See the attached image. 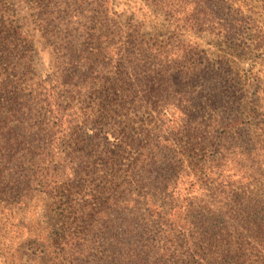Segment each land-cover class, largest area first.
I'll list each match as a JSON object with an SVG mask.
<instances>
[{
  "label": "rangeland",
  "instance_id": "374dc122",
  "mask_svg": "<svg viewBox=\"0 0 264 264\" xmlns=\"http://www.w3.org/2000/svg\"><path fill=\"white\" fill-rule=\"evenodd\" d=\"M239 120L264 140V0H0V264H170L254 188Z\"/></svg>",
  "mask_w": 264,
  "mask_h": 264
},
{
  "label": "trees",
  "instance_id": "16d2710c",
  "mask_svg": "<svg viewBox=\"0 0 264 264\" xmlns=\"http://www.w3.org/2000/svg\"><path fill=\"white\" fill-rule=\"evenodd\" d=\"M131 64L130 60L121 59L117 66L119 70H126ZM237 123L246 125L240 120ZM240 128L247 134L253 133L237 143L235 149L240 150L238 156L252 160V175L249 179L254 188L242 192L233 206H223V211L216 212L211 207L201 211L200 208L190 207L191 220L176 218L172 224L174 230L186 238L185 251H180L181 245L178 244L180 249L177 248L175 253L170 254L168 263L184 264L185 258L188 257L194 261L193 264H264V140L260 139L262 134L257 133L251 126ZM152 140L141 146L140 157H143V162L155 165L161 163L157 157L158 152H161V141ZM208 174H212V170ZM209 192H212V189H209ZM149 194L148 191L144 192L145 197ZM209 196L212 198L213 194ZM158 212L156 214L159 217L161 211ZM141 234L137 237L129 235L128 249L135 251L138 248ZM141 242H145V239L141 238ZM146 243V247L150 249L149 241ZM166 253L169 255V251L165 250ZM139 255L134 253L137 261L141 262ZM128 261L134 262L131 259ZM159 262L160 258L156 264Z\"/></svg>",
  "mask_w": 264,
  "mask_h": 264
}]
</instances>
